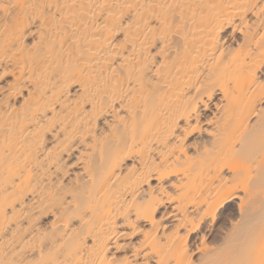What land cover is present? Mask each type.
<instances>
[{"label":"bare ground","instance_id":"bare-ground-1","mask_svg":"<svg viewBox=\"0 0 264 264\" xmlns=\"http://www.w3.org/2000/svg\"><path fill=\"white\" fill-rule=\"evenodd\" d=\"M0 264H264V0H0Z\"/></svg>","mask_w":264,"mask_h":264}]
</instances>
